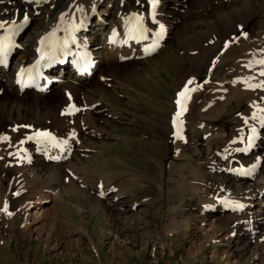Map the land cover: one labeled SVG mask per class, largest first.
<instances>
[{
  "label": "rangeland",
  "instance_id": "obj_1",
  "mask_svg": "<svg viewBox=\"0 0 264 264\" xmlns=\"http://www.w3.org/2000/svg\"><path fill=\"white\" fill-rule=\"evenodd\" d=\"M98 8V13L101 8L108 9L104 3ZM194 8L181 13L180 25L160 50L163 55L169 49L172 57L185 66L182 71L175 69L177 80L173 78L174 69L168 78L156 76L170 70L171 60L165 54L161 62L148 64L144 58L129 59L115 64L105 74L100 69L97 71L92 80L95 84L104 79V75L108 77L104 95L92 98L96 103L92 108L93 121L84 125L88 132L79 143L74 165L66 168L64 174L54 176V180H50L53 178L50 176L51 186L18 162L21 161L19 139L22 135L8 136L7 141L0 137V264H239V261L240 264H264V222L259 232L258 229L254 232V240L246 254L235 261L232 255L228 261L229 258L222 254V251L227 252L226 246L214 247L212 238L217 231L212 233L207 218L199 211L206 200L193 193L186 183L174 187L176 180L184 175L178 170L179 165L202 166L217 146L225 145L227 151V147L239 141L238 129L246 124L256 108L264 106V87L259 86L264 83V74L249 76L244 73L262 64L259 63L262 60L255 57L264 46V0H197ZM239 27L241 29L237 30ZM227 40L229 45L223 51ZM148 72L156 76L154 83L158 90L162 85L158 93L162 97L144 96L146 99L135 105L131 98L137 96L138 87L142 90L144 87L129 75L133 73L140 78ZM147 80L154 81L150 77ZM187 80L199 89L198 94L194 93V105L192 99L189 104L187 120L196 117L194 108L199 109L204 98L210 99L211 94L223 92L214 90L220 82L225 81L220 85H229L226 93L244 88L245 97L236 98L227 106L224 101L217 103L209 119L212 140L208 151L205 150L204 133L192 130L187 124V140L180 142L177 148L172 136L160 135L167 150L159 149L156 158L139 142L124 141V135L138 139V135L148 132L151 127L141 123L142 120L165 121L162 113H155L161 112L159 107L168 106L167 94H172L168 86L177 81L178 91H181ZM110 90L115 92V98ZM57 98L59 101L47 120L52 127H58L57 117L70 109L72 100L63 90L58 92ZM237 126L229 135L233 131L228 128L234 130ZM0 129H7V124L0 121ZM123 141L126 144L119 146ZM125 147L128 149L123 162L120 158L115 160L113 150L119 152ZM182 148L187 157L174 156L181 154L183 150L179 149ZM258 152L257 148L254 155ZM262 156L264 162V151ZM113 160L121 166L118 171L110 169L116 166L111 164ZM146 165L151 167L145 170ZM165 177L170 178L171 187H174L168 212L161 207ZM261 177L264 178V170ZM108 191L112 193L105 195ZM114 194L126 196L127 202L141 203L133 212H126L117 226L109 220L110 216L108 218L107 197ZM42 198L43 202H37ZM152 208L156 210L154 214ZM31 210L35 212L32 214ZM231 215L232 219H237L234 212ZM83 219L88 221L85 233L82 232ZM164 225L170 229L161 230ZM230 238L227 235L226 243Z\"/></svg>",
  "mask_w": 264,
  "mask_h": 264
},
{
  "label": "bare ground",
  "instance_id": "obj_2",
  "mask_svg": "<svg viewBox=\"0 0 264 264\" xmlns=\"http://www.w3.org/2000/svg\"><path fill=\"white\" fill-rule=\"evenodd\" d=\"M196 2L197 0L160 1L156 17L158 21L167 24L169 32L157 52L145 57L144 59H147L148 64L153 61L161 62L162 56L165 54L171 60V65L168 72L165 71V74L158 72L159 74L156 76L163 75L164 79L166 77L168 78L171 70L174 69L173 78L177 80V72L184 70L183 67L185 66L180 64L179 61H176L175 56L172 57V51L168 49L163 55H161L160 50L167 42V39L180 25L181 13L184 11L186 12V9H193ZM103 3H105V7L108 9L101 8L102 10H100L102 14L106 15H102L97 11L100 16L95 20H91L92 13L96 12L98 5L102 4V0H48L47 3L46 0H3V3H0V19L8 21V24L4 28H0V31L8 29L10 31L15 30V32H17L19 27L13 28L12 25H20L23 21L24 13H27L33 22V25L31 23L32 28L29 32L28 29L31 25L14 40L16 46L14 51L15 53H13V60H11L8 67L0 70V121L7 124V129H0V137L7 141L4 137L8 138V136L22 135L19 139L20 146L27 147L28 150L32 152V158L25 156L27 153L23 151L22 154H19V156H21V161L23 160L22 163L24 168L29 170L32 174L44 178V182L46 181L48 184L47 186H51L49 178L53 176L50 180H54V176H59L60 173H63L66 170V168L74 165V156L79 154V143L86 137L88 132V130L86 131L87 127L85 128L84 125L93 121L92 108L96 105V103L92 101V98L96 95H104L105 88L107 86V75H104L106 77L102 80L100 79V81L96 84L92 82L93 77L99 69L102 74L110 72L115 64L117 66L123 62L120 60V56L130 52L134 53L140 46L139 44H133L130 50L126 49L123 43L117 46L115 43L111 42L108 35L113 27H117L120 30L128 14H131L134 10L145 18L147 10L145 0H139V3H137V0H106ZM5 9H7V11H5ZM36 11L40 12L39 16L35 15ZM73 20H76L81 24H85L87 27V31L80 34V46L78 48L85 47L92 53V55H94L96 64L94 66L92 76L90 78H83L81 81H75V77L72 78V71L65 66H60L59 71L61 73L59 75H62L65 81L52 84L50 86L51 89L47 93L37 94L33 91H29L20 94L14 80L17 68L33 59L38 42L42 38L48 39L53 33H56V35L59 36L60 33H63V28ZM151 26L155 27L153 24ZM124 35L125 34L122 33L118 38L121 39L122 42H124ZM133 59L137 60L135 58ZM255 59L264 61V46L261 50H259V54L256 55ZM157 68H159V66ZM175 69L177 72H175ZM244 73L249 76L252 74H264V64L251 67ZM129 76L132 77L131 79H136L138 84L144 87L143 90L138 87L137 96L135 98H131V103L138 105L142 100L146 99L145 97H162L158 94L159 92L161 93L160 88H162V85H159L161 87L158 90V86L154 83L156 78L154 74L149 73L148 75H143L140 78L136 77L133 73ZM147 77L153 78L154 81L152 80L153 82L149 83L150 81L147 80ZM142 79L146 82L144 83ZM176 82H173L170 86H168L170 87L169 90H171V93L173 94H167L170 98L168 106H165V108L159 107L158 109H160L161 112L155 113H162L166 120H142L141 123L143 122V124L145 123L151 127L146 134H137L139 136L137 137L138 139L128 135H124L123 137L125 139L124 141L129 139L131 142H139L143 148L155 158L159 149L161 151L167 150V146H164L166 143L160 140V135L164 134L166 137H173L171 119L175 107L174 101L176 93L179 92V84L177 86ZM223 82H220V84H224ZM243 82L246 83L247 81ZM220 84L216 86L214 90L223 92H212L213 94L210 95V99L204 98L202 100L199 109L194 108L196 117L192 120L186 119V124L188 126H192V130L199 129L203 130L202 132H205L204 141L206 151L210 149V143L212 140V128L210 127L209 119L213 117V110L216 109L217 103L219 101H224L225 106H227L228 103L236 98L245 97L244 88L234 90L233 92L230 91L231 93H226L229 85L224 86ZM61 90L64 91L66 97L72 99L71 105H73L74 108H70L72 109L70 113L65 112L57 117L58 127H52L48 124L47 120L50 119L51 109H54L53 107L57 105L56 101H59L57 95ZM167 90L168 88L165 91ZM109 93L113 96V98H115V92L110 90ZM164 95L165 94H163V97ZM262 110H264V106H259L258 110L256 108L255 113L250 117L252 121L247 119L245 122L246 124L238 129L239 141H235L232 147L226 146L228 148L227 151L225 145L217 146L214 150V154L205 160L202 166H187L186 163L179 165L180 167L178 170L181 173H184V175L177 179V183L174 185L175 187L180 183H186L188 188L191 189L193 193H198L201 199L206 200V203L199 211L203 215V218H207L206 223H208L207 225H209L212 233L215 234V231H217L215 236L212 238L214 247L226 246L228 253L222 251V254L226 256V259L229 258L228 261L232 257H235V261L236 258H240L242 254H246L251 242L254 240V232L259 229L264 222V197H260V192L264 188V178L261 177L264 170V162L261 158L263 157L262 151H264V126L261 129V137L257 142L260 153L258 152L259 154L255 156L253 151L247 156L237 154V147H241L245 144V137L248 133L247 123L255 122L257 120V115L264 117V113L261 112ZM137 111L141 113L139 107L137 108ZM202 118L207 120L205 121L206 123L202 120ZM37 129H48L51 133V138L55 139L58 144L67 142V146L73 148L70 157L64 162H45L43 160L44 155L40 154L43 152L44 148L34 144L29 137L31 133L35 132ZM124 141L119 146H124L127 142ZM42 142H44L45 145L47 144L45 141ZM179 142V139L174 140V147L178 146ZM194 145L197 146V144ZM127 149L128 148L125 147L119 152L112 149L115 153V160L120 158L122 161V159H124V155L126 154H124V152ZM180 150H183V148L179 149V151ZM233 150H236V153H232ZM109 151L110 150H107L108 153ZM141 151L139 152L141 153ZM222 154H226L224 159L222 158ZM177 155L176 153L174 154V156L180 158L183 156L187 157V152L186 150H183L181 154ZM235 156L239 157L245 165L250 166L251 172H254L251 178L237 180L227 174V170L236 165V162L230 163V158ZM111 164L116 165L115 167L110 166L112 171H118L121 167L119 163H115L114 160ZM150 167L151 166L146 165L144 169L146 170ZM184 168H187L186 171L183 170ZM207 178L208 181L205 182ZM19 186L23 187V184ZM162 186L163 203L161 207L165 210V212H168L170 204L169 201L171 200L174 187H171L169 177L164 178ZM15 190L18 192L17 189ZM181 191L182 190L178 191L179 194H181ZM108 193L112 192L108 191L104 194L107 195ZM216 197H219L220 199H229L228 204L232 205L234 213L237 215V219L231 218L232 215L226 211L225 204L217 201ZM126 199L127 197L121 194H114L113 197H107V204L109 205L108 218L110 216L109 220H111V222H113L116 226L117 223H119L120 218L124 216L126 212H133L137 206L141 204L137 202H127ZM39 200L37 202L44 201V199L41 201ZM149 203L150 205L155 204V202ZM239 205H242V207ZM95 206L92 207L93 211L96 210ZM213 206L214 209H212ZM153 209L154 208L151 209V212ZM34 212L35 211L31 210L32 214ZM155 212L156 210L153 211V214ZM30 218L33 219V217ZM209 219H211V221L208 222ZM82 224V226H84V228H82V232L85 233L87 232L88 221L83 219ZM91 225L92 219L90 226ZM163 229L167 231L170 229V226H161V230ZM227 235H229V237L231 236L228 243H226ZM238 260L239 259H237V262ZM240 263L242 262L239 261V264Z\"/></svg>",
  "mask_w": 264,
  "mask_h": 264
},
{
  "label": "snow or ice",
  "instance_id": "obj_3",
  "mask_svg": "<svg viewBox=\"0 0 264 264\" xmlns=\"http://www.w3.org/2000/svg\"><path fill=\"white\" fill-rule=\"evenodd\" d=\"M150 2L152 3L153 7H155V3H156V0H150ZM0 3H3V0H0ZM137 3H139V0H137ZM5 11H7V9H5ZM133 17H135V22L132 24V26L130 27L129 31L130 32H135V33H139V34H143L144 32V26H143V21H142V17H140L138 14L136 13H132L131 14ZM29 19V16L27 13H24L23 14V22L22 23H26ZM8 24V21H5V20H2L0 19V28H4L6 25ZM22 26L21 25H16V24H13L12 27L13 28H16V27H20ZM163 30H164V25L163 24H160V32L157 34V35H161L163 33ZM14 32H10L9 33V38H8V42H5L6 41V38H0V55H6L7 51H8V48L10 46V36L13 35ZM115 29H113V35H115ZM51 35V34H50ZM43 43V38H42V41ZM0 63H3L2 60H0ZM259 63H262L264 64V61H260ZM24 73V69H21V72L18 73V75H22ZM188 84H191V80L188 82ZM188 84H186L183 88V90H181L179 93H178V97H184V98H187V95L188 93L192 90L188 87ZM249 87H256V85H248ZM260 87H264V83L260 84L259 85ZM177 105H179V109L178 111L175 113L174 117H173V124L177 126V131L175 133H173L174 135L176 136H179L180 138H183L182 135H181V132L179 130V123H178V118L181 116L182 112L185 109V106H184V103L181 99H177L176 101ZM69 108H74L73 105H69ZM182 123V122H180ZM253 133H255V128H253ZM37 136H45V137H50L51 136V133H48V132H38L37 133ZM32 137H30L31 139ZM4 139H7V137H4ZM251 143H252V137L250 136L249 137V146H251ZM103 194V193H101ZM225 206H229L227 203L225 204ZM240 207H242V205H239ZM7 204H5V207H4V211L7 212Z\"/></svg>",
  "mask_w": 264,
  "mask_h": 264
}]
</instances>
